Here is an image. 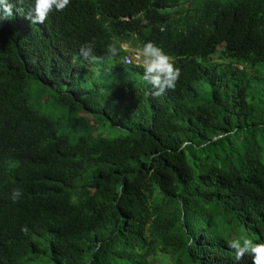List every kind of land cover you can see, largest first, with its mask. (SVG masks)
Wrapping results in <instances>:
<instances>
[{
    "label": "trees",
    "instance_id": "trees-1",
    "mask_svg": "<svg viewBox=\"0 0 264 264\" xmlns=\"http://www.w3.org/2000/svg\"><path fill=\"white\" fill-rule=\"evenodd\" d=\"M14 1L0 264H252L228 242L264 241V0H71L43 24L26 18L34 0ZM148 41L181 69L159 97L130 52L106 51ZM102 123L125 135L97 137Z\"/></svg>",
    "mask_w": 264,
    "mask_h": 264
},
{
    "label": "clouds",
    "instance_id": "clouds-1",
    "mask_svg": "<svg viewBox=\"0 0 264 264\" xmlns=\"http://www.w3.org/2000/svg\"><path fill=\"white\" fill-rule=\"evenodd\" d=\"M71 0H34V8L29 10L27 19L32 24H43L53 11H63L69 6ZM14 0H0V22L9 20L13 16V11L19 9ZM163 30V29H161ZM94 43H85L80 48V56L85 61L98 59L94 54ZM128 44L110 43L107 47L109 57H115L121 50H126ZM129 58L124 57V63ZM136 59L143 65V79L152 85L153 91L149 94L153 97L164 95L168 90H174L181 76V69L176 66L172 56L167 54L162 47L153 41H148L139 49ZM126 64V63H125ZM23 195L19 188L13 189L11 198L16 202ZM22 231H27L26 228ZM228 247L235 253L237 261L245 256H250L252 264H264V241L255 243L250 237L232 239L228 242Z\"/></svg>",
    "mask_w": 264,
    "mask_h": 264
},
{
    "label": "rangeland",
    "instance_id": "rangeland-1",
    "mask_svg": "<svg viewBox=\"0 0 264 264\" xmlns=\"http://www.w3.org/2000/svg\"><path fill=\"white\" fill-rule=\"evenodd\" d=\"M129 47V46H128ZM128 49V48H127ZM129 51H136V50H132V49H128ZM136 53V52H135ZM136 57H137V53L136 55H134L133 59L136 60ZM216 60L218 61L219 59L216 58ZM141 62V61H140ZM258 70L263 73L264 72V67L262 66H259L258 67ZM264 75V74H263ZM51 109L48 107V104H46L44 106V109L43 111L45 112H49ZM58 115L61 114V111H59L57 113ZM93 121V120H92ZM95 129H96V132H95V135L97 137H105V138H108V139H114V138H118V137H121L123 135H125V132L119 130V129H116V128H113L111 127L108 123H102V124H99L97 126H95Z\"/></svg>",
    "mask_w": 264,
    "mask_h": 264
},
{
    "label": "built area",
    "instance_id": "built-area-1",
    "mask_svg": "<svg viewBox=\"0 0 264 264\" xmlns=\"http://www.w3.org/2000/svg\"><path fill=\"white\" fill-rule=\"evenodd\" d=\"M128 52H130V54L127 56L129 59L127 60V61H125V63H126V65H137V66H142L143 67V65H142V63L140 62V60H138V59H133V57H134V55H136V53H137V55H138V52H139V50H136V51H129L128 49H126ZM132 50H134V49H132ZM136 52V53H135Z\"/></svg>",
    "mask_w": 264,
    "mask_h": 264
}]
</instances>
